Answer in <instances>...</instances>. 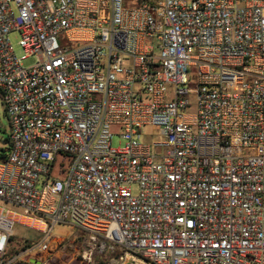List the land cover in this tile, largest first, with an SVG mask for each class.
<instances>
[{
    "label": "built area",
    "instance_id": "2783aa9c",
    "mask_svg": "<svg viewBox=\"0 0 264 264\" xmlns=\"http://www.w3.org/2000/svg\"><path fill=\"white\" fill-rule=\"evenodd\" d=\"M0 94V264H264V0H0Z\"/></svg>",
    "mask_w": 264,
    "mask_h": 264
},
{
    "label": "rangeland",
    "instance_id": "374dc122",
    "mask_svg": "<svg viewBox=\"0 0 264 264\" xmlns=\"http://www.w3.org/2000/svg\"><path fill=\"white\" fill-rule=\"evenodd\" d=\"M9 42L13 49V54L17 60H19V64L22 68H28L36 62L35 55H27L23 49L19 46V35L17 32H11L8 35ZM59 44L62 46L63 41L59 38ZM142 138L140 142L142 143H150L152 140L157 141L160 140L161 137L158 132L153 131L150 126H144L141 130ZM8 132H9V122L5 113V109L2 103L1 94H0V155H4L8 149ZM124 145V141L120 138L119 134L113 132V136L111 138V146L113 148H121ZM132 194L135 195L137 192L136 186H132L131 188ZM51 237L62 238L65 239L66 242H71L73 240L80 241L82 238V234L71 228V226L66 224H56L50 234ZM28 239H36V232H31L30 229L25 228L23 226H17L15 229V235L10 242L11 248L16 249V255L11 257L10 264H32L30 262L31 259L40 262V264H81L78 258L73 257L70 252H65L61 255H53L44 259L43 257L36 255L33 258L28 259L25 255L21 254L24 249V244L22 240L25 238ZM77 249H80L79 244L75 246ZM121 264L125 263H137V264H149V262L142 257H135L130 259L127 257L126 260L120 261Z\"/></svg>",
    "mask_w": 264,
    "mask_h": 264
},
{
    "label": "trees",
    "instance_id": "16d2710c",
    "mask_svg": "<svg viewBox=\"0 0 264 264\" xmlns=\"http://www.w3.org/2000/svg\"><path fill=\"white\" fill-rule=\"evenodd\" d=\"M8 140V139H7ZM4 155H0V159L3 158ZM37 238L36 239H28V237L25 238V240H22V243L24 244V248L27 247L30 243H32L35 240L39 239V235L36 234ZM12 241V239H11ZM16 255V249L15 248H11V246L8 247L7 249V257H13ZM104 264V263H101Z\"/></svg>",
    "mask_w": 264,
    "mask_h": 264
},
{
    "label": "bare ground",
    "instance_id": "6f19581e",
    "mask_svg": "<svg viewBox=\"0 0 264 264\" xmlns=\"http://www.w3.org/2000/svg\"><path fill=\"white\" fill-rule=\"evenodd\" d=\"M34 225H35L36 227H38V228H41V229L43 228V226H41V225H39V224H34ZM125 264H137V263H134V262H133V263H125Z\"/></svg>",
    "mask_w": 264,
    "mask_h": 264
},
{
    "label": "water",
    "instance_id": "95a60500",
    "mask_svg": "<svg viewBox=\"0 0 264 264\" xmlns=\"http://www.w3.org/2000/svg\"><path fill=\"white\" fill-rule=\"evenodd\" d=\"M30 262H31L32 264H40V262H38V261H36V260H33V259H31Z\"/></svg>",
    "mask_w": 264,
    "mask_h": 264
}]
</instances>
